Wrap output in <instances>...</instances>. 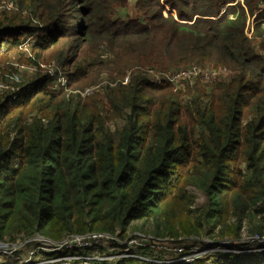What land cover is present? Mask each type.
I'll return each instance as SVG.
<instances>
[{"label": "trees", "instance_id": "16d2710c", "mask_svg": "<svg viewBox=\"0 0 264 264\" xmlns=\"http://www.w3.org/2000/svg\"><path fill=\"white\" fill-rule=\"evenodd\" d=\"M10 2L0 73L40 63L67 84L54 87L38 66L17 92L0 91L1 241L98 232L237 241L244 222L248 235L264 233V0H133V12L127 0ZM34 35L31 59L19 47ZM193 62L220 76L174 90L138 70Z\"/></svg>", "mask_w": 264, "mask_h": 264}, {"label": "built area", "instance_id": "2783aa9c", "mask_svg": "<svg viewBox=\"0 0 264 264\" xmlns=\"http://www.w3.org/2000/svg\"><path fill=\"white\" fill-rule=\"evenodd\" d=\"M12 10L11 7H4ZM28 41L23 42L19 49L32 59L29 52ZM18 69V72L29 71L34 73L38 66L48 75L55 74L57 69L54 66H45L38 63L33 67L24 65H12ZM0 69L3 66L0 65ZM6 70V69H5ZM0 91L17 92L12 84L20 83L19 74L8 73L7 70L0 73ZM180 77L187 78H202L204 76L197 73L196 70H191L187 74H181ZM58 81L61 85L54 87H66L67 81L63 75H59ZM125 79L124 84H126ZM93 91V88L86 90L84 96H88ZM82 94V93H81ZM15 97L11 99L13 101ZM141 234L120 238L117 233H92L83 236H71L61 241L34 235L31 237H20L15 241L3 242L0 240V264H197L205 261L208 257H213L215 264L216 258L212 255L216 253L228 252L231 250V243H216L217 245L205 244L203 248L198 247L200 243L187 244H171L167 242H158L146 238ZM247 249L240 251L239 254H260L264 255V235H255L248 239ZM257 246L254 249V246ZM210 248V249H204ZM113 254L118 260H108L105 256ZM263 259V258H261ZM220 264H222L220 262ZM260 264H264V260Z\"/></svg>", "mask_w": 264, "mask_h": 264}, {"label": "rangeland", "instance_id": "374dc122", "mask_svg": "<svg viewBox=\"0 0 264 264\" xmlns=\"http://www.w3.org/2000/svg\"><path fill=\"white\" fill-rule=\"evenodd\" d=\"M127 5H128V8L130 9L131 12L134 11V7H133V0H127ZM12 7V3L10 2V0H0V11H12V10H1V9H6L4 7ZM34 36H31V37H28L24 40L25 41H28V49H29V52L31 53V49L33 50V44H34ZM32 55V53H31ZM27 57H28V54H27ZM195 62L193 63H189L188 65L190 66H187L185 69L184 68H181V69H174V70H169V71H161V70H157V69H154V68H149V67H140L138 70L141 71L145 77L148 79L149 83L153 84V85H161L163 84L164 82H168L169 84H171L174 88V90L176 88H178L181 83L180 81L186 79L187 77H180L181 74H187V72L191 71V70H196L197 73L201 76H204L205 77V80L204 81H208V83H211V81L217 79L220 75H218V72L217 71H213L210 66H208L207 63H204V64H194ZM15 65H17L15 62H14ZM19 65H24V66H27V67H32L28 64H22V63H19ZM56 69H57V72L55 74H52L50 73L49 76L52 77L54 80H55V83L57 86L61 85V83L58 81V78H59V75H63L64 76V79L67 81V78L65 77V75L63 73H61L60 69L57 68L56 66H54ZM137 69V67H136ZM226 69H222L220 70V73L221 74H224L226 73ZM21 76L24 75V73H26L27 75H30L32 72H29V71H21L19 72ZM102 77H105V74L102 75ZM198 80H202V78H199ZM203 81V82H204ZM21 83V81H20ZM20 83H14L12 84L15 88H19V84ZM124 83V82H123ZM93 88V91L97 88V86H92ZM181 88V87H179ZM178 88V89H179ZM90 90L89 88H85L83 91L82 90H75V92H81L82 95H84L85 91L86 90ZM187 192L189 195H192L194 197V201H195V204H201L203 199L202 197L200 196V193L195 190L193 187H190L188 186L186 188ZM103 233V232H102ZM240 237L239 239L240 240H232V238H228V237H224V238H221V240H217L215 242H211L209 241V237L206 236V235H200V236H189V237H183V236H180V237H165V238H162V239H159L160 241L158 240H155L154 237L152 235H144V236H149V237H146V238H149V239H152L154 241H158V242H167V243H171V244H187V243H190V242H193V243H200V246L198 247H201L203 248L205 244L207 245H217L216 243H219V242H223V243H231V250L233 251V253H236V254H239L240 251H243L245 249H247V241L248 239L254 237L255 235H260L258 233H253V234H247L246 232V222H244L242 224V230H240ZM261 235H264L261 234ZM128 236V235H127ZM205 243V244H204ZM249 244V243H248ZM254 249L257 248V246L255 245L253 247ZM204 249H210V248H204ZM264 254V253H262ZM231 255L230 253L228 252H224V253H216L212 256H214L216 258V260L220 261L222 264H229L228 263V256ZM244 255H253V254H244ZM106 259L108 260H118V258L116 256H114L113 254H109L107 256H105ZM260 258H262V256H260ZM197 264H205V261H202V262H199ZM206 264H214L213 262V257H208L206 259Z\"/></svg>", "mask_w": 264, "mask_h": 264}]
</instances>
